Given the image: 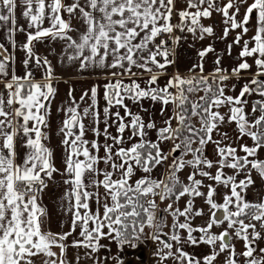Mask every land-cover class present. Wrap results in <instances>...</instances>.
<instances>
[{"label":"snow or ice","instance_id":"obj_1","mask_svg":"<svg viewBox=\"0 0 264 264\" xmlns=\"http://www.w3.org/2000/svg\"><path fill=\"white\" fill-rule=\"evenodd\" d=\"M258 179L264 0H0V264H264Z\"/></svg>","mask_w":264,"mask_h":264},{"label":"crops","instance_id":"obj_2","mask_svg":"<svg viewBox=\"0 0 264 264\" xmlns=\"http://www.w3.org/2000/svg\"><path fill=\"white\" fill-rule=\"evenodd\" d=\"M22 39V37H21ZM208 41H205L204 43H207ZM220 47L222 48L223 45L221 44ZM38 48L40 49L41 53H44V49L42 46H39L38 45ZM186 50V51H185ZM194 50L191 49V48H188L187 45H184L183 48H178L177 49V55L180 57L181 60H184L186 59L187 57H190L192 55H194ZM189 63L191 62L190 60L188 61ZM53 63L55 64V60H53ZM60 69L57 68V72H59ZM39 78V76H38ZM95 80V77L92 78V80H79V81H75V87L77 89L76 91V95L77 97L80 95V91L81 89H86L89 87V85ZM67 88H68V85L66 84H60L59 85V92H60V95L58 96L57 98V101L53 104V117H58L59 118H56L53 120L52 122V127H53V136H52V140H51V145L56 148V155H57V159H59V156H60V149L57 147L58 146V143H59V139L55 136L54 132H55V129H56V126L59 124L60 122V118H62V114H57L56 113V107H57V104L59 103L60 99H62L67 91ZM250 143V142H249ZM255 189L261 194V195H264V182H261L259 181V179L257 180V184L255 185ZM55 192V189L51 190L49 192V196L46 197V201L48 199H55V195H53V193ZM58 195V193L56 194ZM254 193H251L250 192V198H254ZM106 243V241H105ZM149 247H151V245H149ZM116 249H115V246H113V252H115ZM126 251H128L129 253H131V255L129 257H127L126 259V264H128V260H131L132 264H141V261L139 259H137V256L142 254L144 259H143V262L142 264H152V258L150 256V253L147 251V249H145L143 251V253H140L139 250H137L136 252H133V250L131 249H127Z\"/></svg>","mask_w":264,"mask_h":264}]
</instances>
